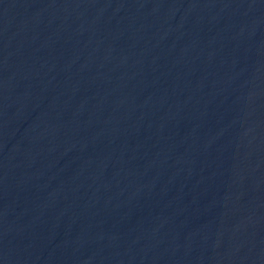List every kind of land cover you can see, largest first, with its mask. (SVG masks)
Returning <instances> with one entry per match:
<instances>
[{
	"label": "water",
	"instance_id": "1",
	"mask_svg": "<svg viewBox=\"0 0 264 264\" xmlns=\"http://www.w3.org/2000/svg\"><path fill=\"white\" fill-rule=\"evenodd\" d=\"M0 264H264V0H0Z\"/></svg>",
	"mask_w": 264,
	"mask_h": 264
}]
</instances>
